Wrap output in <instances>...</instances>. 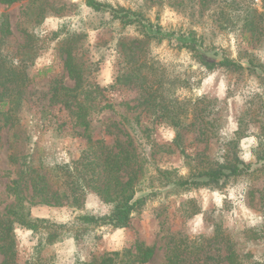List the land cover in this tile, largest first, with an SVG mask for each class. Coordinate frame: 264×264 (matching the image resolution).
I'll list each match as a JSON object with an SVG mask.
<instances>
[{"label":"rangeland","instance_id":"374dc122","mask_svg":"<svg viewBox=\"0 0 264 264\" xmlns=\"http://www.w3.org/2000/svg\"><path fill=\"white\" fill-rule=\"evenodd\" d=\"M98 1L143 12L168 29H195L207 43L239 60L242 67L208 69L174 41L130 42L132 51L127 53L136 54L137 60L146 58L155 67L164 80L161 93L177 102L175 112L187 103L190 112L185 124L200 109L206 111L209 129L198 120L197 125L178 130L143 103L145 93L136 81V71L120 52L122 38H141L134 26L123 28L109 11H96L87 0L0 3V50L10 54L13 68L24 67L33 78L29 88L17 96L22 103L8 125L4 113L8 106L0 112V264H8L4 235L14 220L9 211L18 206L20 191L28 198L25 211L50 224L40 223L33 231L13 222L10 235L18 264H81L116 251L121 253L118 261L131 260L135 256L125 252L136 253L139 244L155 247L153 258L142 264H165L174 246L180 247L186 264H201V244H211L213 255L224 254L227 236L245 256L246 264H264V169L222 189L174 188L165 174L171 173L172 179L188 177L233 154L245 163L256 162L264 142V0ZM68 49L83 64L85 84L103 89L96 100L91 134L93 141L104 138L105 142L88 143L73 108L50 105L52 88L74 85L65 66ZM23 58L25 65L20 63ZM249 60L257 65L255 69ZM147 67L142 69L144 73ZM11 74L16 78L18 72ZM151 81L158 86L157 79ZM16 91H20L17 79L0 85V100H10ZM241 117L246 127L237 134ZM104 146L135 155L122 178L125 182L137 174L139 195L148 194L143 207L122 228L77 220L85 213L103 216L113 209L92 187L76 191L81 200L72 202L71 181L80 183L82 177L87 178L89 160L105 152ZM58 164L70 167L69 178L64 174L67 167L55 169ZM100 168L98 186H103L108 176ZM36 174L43 177L39 192L32 187ZM57 174L61 175L59 181ZM51 192L60 199H54ZM54 223H66V229L62 231ZM217 227L224 238L214 241L211 238ZM49 230L59 233L60 239L40 243Z\"/></svg>","mask_w":264,"mask_h":264},{"label":"trees","instance_id":"16d2710c","mask_svg":"<svg viewBox=\"0 0 264 264\" xmlns=\"http://www.w3.org/2000/svg\"><path fill=\"white\" fill-rule=\"evenodd\" d=\"M22 0H0L2 4H13ZM87 5L96 11H109L112 15L113 20H118L119 24L124 28L128 26H134L135 31L138 32L141 38H122L120 45L123 47L120 52L124 54L126 58L130 59L132 67L130 69L135 70L136 81L140 83V87L144 90V95L142 96L143 103L147 105L148 108H154L160 114L159 118H168L169 121L179 130L185 125H197L196 121L204 122L205 129H209L206 122V111L200 109L196 112L194 117H191L189 124H185L189 117V107L186 106L187 103H182L179 106V112H175L177 108L175 104L177 102H172L168 100L162 93L161 89L164 85V80L160 78L154 66L148 65V60L136 59V54H129L128 51H132L130 42H148L154 40L156 42H175L178 48H186L189 50L196 60L202 65L206 66L208 69H213L216 66H225L228 69L236 70L242 67L239 60L232 58L228 55L225 49H221L214 44L207 43L204 36L199 34L197 30L191 28H177L168 29L164 27L160 22L153 21L149 17L145 16L143 12L136 11L124 6H113L110 3H104L98 0H87ZM5 32L9 31L5 28ZM262 33V31L260 32ZM10 54H3L0 50V85H4L6 82H14L17 79V88L20 91H16L10 100H0V112H4V108L8 106L5 115L6 124L10 122L9 119L15 117V112L19 109L21 101L17 98L21 94V90L29 88L30 84L33 82V78L30 77L29 73L24 69V67L13 68V61L11 60ZM21 64L25 65L26 60L23 58L20 61ZM250 66L252 68L257 66L249 60ZM22 65V66H23ZM153 65V64H151ZM65 66L68 70V76L70 79L74 80L73 86L59 85L53 89V94L50 98V105L61 104L64 107L73 108L74 113H76L77 124L84 127L86 136L88 137V143H99L105 142L104 138L93 141V135L91 134V124L94 120L93 113L98 107L96 100L100 94H102L103 89L95 84H85V74L83 72V64L79 61L78 57L73 54L72 50H66ZM148 66V67H147ZM147 67L144 73L143 68ZM16 70L18 72L17 77L11 72ZM156 71V72H155ZM153 75V77L151 75ZM151 76V77H150ZM122 76H119L118 81L121 80ZM157 79L158 86L155 87L152 79ZM76 108V111L74 110ZM198 104L196 103V109ZM174 111V112H173ZM177 111V110H176ZM171 112L175 114H171ZM14 125V124H13ZM13 125L11 127H13ZM212 127V126H211ZM246 122L243 117L239 118V128L237 134L242 133L245 130ZM180 135L178 131V136ZM262 146L256 155L255 163H245L236 154L227 157L223 161H219L213 164L210 168L200 169L196 172H192L188 177L176 176L174 179L171 177V173L165 172L169 175L168 185H172L174 188H190L209 186L218 189H222L229 185L233 180L240 177L253 176L264 169V142L260 143ZM107 150L105 152H100L94 156V160H89L88 166L90 174L82 177V182L72 183L71 192L73 193V203H79L81 198L77 196L79 189L84 188L86 185L92 187L96 190L102 198L113 204V209L109 214L98 216L93 213H85L78 216L77 220L86 225L103 226L110 225L116 228L126 227L130 223L132 215L139 211L143 205L148 200L147 195H139L138 193V176L133 174L127 181H123L122 173L123 171L130 167L131 164L135 162V155L129 150L126 151H115L111 146H104ZM99 166L103 167L104 172L107 174L108 178L103 180V186H98L101 181L102 169H98ZM67 167V168H66ZM32 168V167H31ZM63 168L67 169L65 176L68 178L71 175L70 167L67 164L56 165V170H61ZM98 169V170H97ZM30 172H35L30 171ZM61 175L57 174V180ZM43 177L40 174H36L32 178V187L35 192H39V184ZM68 180V179H67ZM69 182V180H68ZM166 183V184H167ZM102 187V188H101ZM19 190V186L17 188ZM43 191V190H42ZM51 195L55 196L56 200L60 199V196H56L55 192H51ZM66 195V194H65ZM65 199H70L69 196H64ZM18 206L16 208L10 209V214L14 217V220L10 221V226L8 232L4 235L6 238L5 244V254L7 257L8 264H18L14 261V238L10 235L13 222L33 230L37 231L40 223L50 224V221L45 218H33L29 211H25V201L28 198L18 192ZM53 224V223H51ZM60 230H65L67 224L54 223ZM70 231V230H69ZM216 233L211 238L214 241H218L223 235L219 233V228L215 229ZM42 240L40 243H53L54 241L60 239V234L57 232L48 231V234L42 235ZM225 246L224 254L213 255V247L211 244H205L204 242L200 246V251L203 254V260L201 264H246L245 256L242 255L232 243L230 237H226L223 240ZM220 247L217 246L219 250ZM208 249V250H207ZM190 253H193L192 251ZM119 251L107 252L96 262H85L81 264H142L150 261L155 254V247L153 245L139 244L136 248V253H132L129 249L125 252V255L130 254L135 259L126 260L121 258L118 261V257L121 256ZM167 262L165 264H186L187 258L182 256L180 252V247L174 246L170 250V254L167 256ZM221 259V260H220ZM28 264V263H27Z\"/></svg>","mask_w":264,"mask_h":264}]
</instances>
